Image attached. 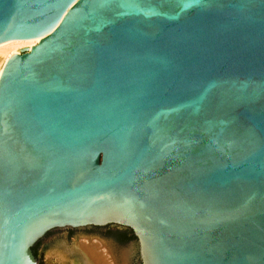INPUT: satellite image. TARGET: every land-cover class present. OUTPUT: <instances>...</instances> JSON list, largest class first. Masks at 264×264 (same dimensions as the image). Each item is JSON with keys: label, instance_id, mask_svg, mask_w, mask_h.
I'll return each mask as SVG.
<instances>
[{"label": "water", "instance_id": "95a60500", "mask_svg": "<svg viewBox=\"0 0 264 264\" xmlns=\"http://www.w3.org/2000/svg\"><path fill=\"white\" fill-rule=\"evenodd\" d=\"M32 40L0 76V264L70 231L264 264V0H0V45Z\"/></svg>", "mask_w": 264, "mask_h": 264}, {"label": "bare ground", "instance_id": "6f19581e", "mask_svg": "<svg viewBox=\"0 0 264 264\" xmlns=\"http://www.w3.org/2000/svg\"><path fill=\"white\" fill-rule=\"evenodd\" d=\"M38 42L39 40L13 41L0 45V76L3 72L5 65L12 56L20 54L21 51L24 49H32L34 46L38 44ZM80 241L81 242H79L78 245L75 246L74 251L79 255H81L84 264H116L111 251L101 240L97 238H88L83 236L81 237ZM69 250H71V248ZM62 257H64L63 254ZM66 263L72 264L70 262H66Z\"/></svg>", "mask_w": 264, "mask_h": 264}, {"label": "rangeland", "instance_id": "374dc122", "mask_svg": "<svg viewBox=\"0 0 264 264\" xmlns=\"http://www.w3.org/2000/svg\"><path fill=\"white\" fill-rule=\"evenodd\" d=\"M83 236L88 237V238L97 237L96 235H93V234L79 233V232H72V233L63 232V233L56 234L50 237L41 246L39 250L38 260L40 264H68L66 262H70L72 264H84L81 255H79L78 253L74 251L75 246L78 245L79 242H81L80 240H81V237ZM99 240L104 242L107 248L111 251L110 247L106 244L105 241H103L101 238ZM70 248L71 250H69ZM59 251H60V254H59ZM62 254L64 255V257H62ZM60 255H61V258H60ZM112 256H113V253H112Z\"/></svg>", "mask_w": 264, "mask_h": 264}, {"label": "trees", "instance_id": "16d2710c", "mask_svg": "<svg viewBox=\"0 0 264 264\" xmlns=\"http://www.w3.org/2000/svg\"><path fill=\"white\" fill-rule=\"evenodd\" d=\"M123 237L126 239L127 242H131L134 240V237L130 234V232H124ZM36 252V249L34 250V253ZM36 254V253H35Z\"/></svg>", "mask_w": 264, "mask_h": 264}, {"label": "flooded vegetation", "instance_id": "af4514ba", "mask_svg": "<svg viewBox=\"0 0 264 264\" xmlns=\"http://www.w3.org/2000/svg\"><path fill=\"white\" fill-rule=\"evenodd\" d=\"M112 228H109V229H107V230H111ZM92 230H94V229H92ZM95 230H98V229H95ZM71 233L72 232H75V231H70ZM123 232H126V231H123Z\"/></svg>", "mask_w": 264, "mask_h": 264}]
</instances>
